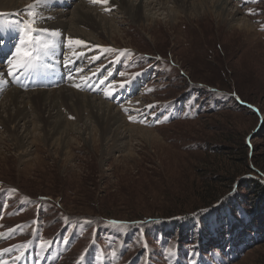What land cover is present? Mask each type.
<instances>
[{
	"label": "rangeland",
	"instance_id": "obj_1",
	"mask_svg": "<svg viewBox=\"0 0 264 264\" xmlns=\"http://www.w3.org/2000/svg\"><path fill=\"white\" fill-rule=\"evenodd\" d=\"M35 1L0 10L1 21L24 23L11 25L20 65H0V92L24 50L55 41L30 22ZM228 1L249 28L161 11L134 24L111 9L101 14L118 33L104 46L56 40L70 68L64 85L81 74L70 87L136 130L121 149L94 130L70 134L65 148L37 141L26 164L0 127V264H264V196L247 188H264V0ZM74 3L48 0L44 13L64 21Z\"/></svg>",
	"mask_w": 264,
	"mask_h": 264
},
{
	"label": "bare ground",
	"instance_id": "obj_2",
	"mask_svg": "<svg viewBox=\"0 0 264 264\" xmlns=\"http://www.w3.org/2000/svg\"><path fill=\"white\" fill-rule=\"evenodd\" d=\"M38 1L40 0L30 5V8H33L32 16L34 17L31 18L30 22L41 33L52 35L55 44H58L56 40L60 42L66 37L68 43L80 42V44L87 43L95 47L104 46L99 41L102 36L111 38L115 33H118L115 22H112V16L107 17L101 14L105 10L111 9L124 15L134 24L152 23L154 14L152 12L156 14L161 11V13H166V16L172 21L176 20L175 18L179 15L199 18L202 13L204 15L213 14L222 19L228 18L230 24L234 22L235 26L243 30L250 27L246 22L248 20L243 21L242 19L241 21L238 19L240 12L230 8L231 3L228 0H153L148 3L144 0H108L107 3H102L100 0H69L76 3L73 4L75 6L70 18H65L64 21L61 20L65 16L63 13H44L47 10L44 7H48L45 2L47 3L48 0L37 4ZM95 1L96 4L97 2L100 3L99 9L90 8V5L94 4ZM168 2L171 7L167 6ZM24 9L19 0H0L1 11L22 12ZM69 55L72 54L68 53L67 56ZM72 63L74 62L72 61ZM1 73L4 74L0 70ZM79 75L81 76L78 74L70 77L71 81L67 85L53 91L28 92L15 87L14 82L11 83L8 77L3 78V83L9 91L5 89L0 92V127L4 129V134H7L13 145L17 147L20 162L26 164L29 162V153L31 154V152H28L27 149L37 141L42 144L65 148L67 143H70L68 137L70 134L83 135L88 130L99 132L102 141L111 142L112 145L113 143L117 144L113 147L121 149L125 133L128 132V129L136 128L128 127L118 109L115 110L103 99L96 98L94 95H87L88 93L80 94L77 90L75 91L76 88L74 89V87L72 89L70 86L75 85L71 83L72 79ZM137 84L136 80L132 81L125 92L135 88ZM87 135H91V132Z\"/></svg>",
	"mask_w": 264,
	"mask_h": 264
},
{
	"label": "trees",
	"instance_id": "obj_3",
	"mask_svg": "<svg viewBox=\"0 0 264 264\" xmlns=\"http://www.w3.org/2000/svg\"><path fill=\"white\" fill-rule=\"evenodd\" d=\"M253 184H248V191L253 195V197H257L258 199L264 196V188L258 186L256 182H251Z\"/></svg>",
	"mask_w": 264,
	"mask_h": 264
},
{
	"label": "snow or ice",
	"instance_id": "obj_4",
	"mask_svg": "<svg viewBox=\"0 0 264 264\" xmlns=\"http://www.w3.org/2000/svg\"><path fill=\"white\" fill-rule=\"evenodd\" d=\"M100 2H102V3H107L108 0H100ZM45 31H46V30H45ZM25 55H27V53H25Z\"/></svg>",
	"mask_w": 264,
	"mask_h": 264
}]
</instances>
